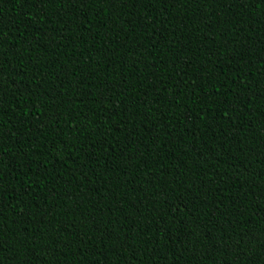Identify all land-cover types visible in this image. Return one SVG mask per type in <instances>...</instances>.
<instances>
[{"label":"trees","instance_id":"obj_1","mask_svg":"<svg viewBox=\"0 0 264 264\" xmlns=\"http://www.w3.org/2000/svg\"><path fill=\"white\" fill-rule=\"evenodd\" d=\"M0 264H264V0H0Z\"/></svg>","mask_w":264,"mask_h":264}]
</instances>
